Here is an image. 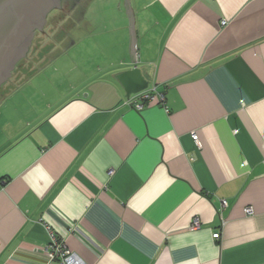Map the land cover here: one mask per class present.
Returning a JSON list of instances; mask_svg holds the SVG:
<instances>
[{"label":"crops","instance_id":"crops-1","mask_svg":"<svg viewBox=\"0 0 264 264\" xmlns=\"http://www.w3.org/2000/svg\"><path fill=\"white\" fill-rule=\"evenodd\" d=\"M116 1L0 98V264H264V0H130L135 64Z\"/></svg>","mask_w":264,"mask_h":264},{"label":"water","instance_id":"water-1","mask_svg":"<svg viewBox=\"0 0 264 264\" xmlns=\"http://www.w3.org/2000/svg\"><path fill=\"white\" fill-rule=\"evenodd\" d=\"M60 0H0V85L9 78L11 71L30 45L35 29L41 30L46 15ZM129 19L132 63L136 53L134 16L130 0H124ZM126 96L146 89L147 81L134 65L132 68L116 74Z\"/></svg>","mask_w":264,"mask_h":264},{"label":"rangeland","instance_id":"rangeland-1","mask_svg":"<svg viewBox=\"0 0 264 264\" xmlns=\"http://www.w3.org/2000/svg\"><path fill=\"white\" fill-rule=\"evenodd\" d=\"M66 2L67 1H65L64 4ZM119 2L121 3L120 6L122 11L126 13L124 0H119ZM84 3L85 4L83 5L81 11L83 13V20L87 21L95 19V16L99 18L100 15L101 18H105V14L103 12L97 13L94 11L95 6L96 8L99 7L100 10L105 6L108 8L116 5V10L119 9V3L116 0H85ZM65 12L71 13V11L67 10V7L64 8L63 15L62 13L59 14L58 11L51 12L49 14L47 24L43 26L42 31L37 33L34 32L26 54L17 61V64L14 67L12 75L9 77V79L0 85V98L4 94L9 93L14 88L27 81L34 71L40 69L45 63H47L48 59H50L52 55L59 51L58 48L55 49L57 46H59V39H62V37L65 35V31H68V29L72 26L71 21L64 20ZM109 13H107V18H113V16ZM74 37H78L77 32L72 33L70 43L74 40ZM71 52L72 48H69L68 54ZM56 63L57 62L50 64L46 70L56 67ZM33 84L35 83L33 82Z\"/></svg>","mask_w":264,"mask_h":264},{"label":"built area","instance_id":"built-area-1","mask_svg":"<svg viewBox=\"0 0 264 264\" xmlns=\"http://www.w3.org/2000/svg\"><path fill=\"white\" fill-rule=\"evenodd\" d=\"M225 24V20H221V25ZM128 104L137 111H140L144 108V106L151 103H164V96L162 93L152 89H145L139 92L133 93L128 96ZM164 106V105H163ZM167 111L166 106H164ZM191 138L196 145H199L198 136L196 133H191ZM111 173V171H110ZM221 207L226 205L225 200H220L219 202ZM246 215H252L253 209L251 206H248L244 210ZM46 227L49 234V243L47 244L45 251L47 253L49 261H58L60 264H85L76 254L71 252L66 245L60 240L55 231L52 228L50 223H46ZM199 228V219L195 216L190 223V229L194 230ZM213 238L219 237V232H215L212 234Z\"/></svg>","mask_w":264,"mask_h":264},{"label":"flooded vegetation","instance_id":"flooded-vegetation-1","mask_svg":"<svg viewBox=\"0 0 264 264\" xmlns=\"http://www.w3.org/2000/svg\"><path fill=\"white\" fill-rule=\"evenodd\" d=\"M65 1H67V2L64 4ZM84 2H85V0H60V4H59V6H58V7H57V6L53 7V8L48 12V14L46 15V22H45V24H47V20H48L49 14H50L51 12H53V11H58L59 14L62 13V15H63V10H64L65 7H67V10L71 11V13H67V12H65L64 20H66V21H71V22L76 21V20L80 17V15L82 14L81 9H82L83 5L85 4ZM77 11H78V12L81 11V12L78 13ZM75 18H76V20H75ZM45 24H44V25H45ZM39 31H42V29H41V30L35 29V32H36V33L39 32ZM35 35H36V34H35ZM17 61H18V60H17ZM16 64H17V62L15 63L14 67L16 66ZM14 67H13V69H14ZM13 69H12V71H11L10 76L12 75ZM10 76H9V77H10ZM8 79H9V78H8ZM8 79H6V80H8ZM4 82H5V81H4Z\"/></svg>","mask_w":264,"mask_h":264},{"label":"trees","instance_id":"trees-1","mask_svg":"<svg viewBox=\"0 0 264 264\" xmlns=\"http://www.w3.org/2000/svg\"><path fill=\"white\" fill-rule=\"evenodd\" d=\"M37 71V70H36ZM35 72V71H34ZM31 76V75H30Z\"/></svg>","mask_w":264,"mask_h":264}]
</instances>
